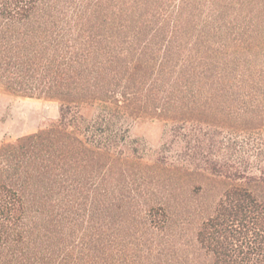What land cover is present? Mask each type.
Listing matches in <instances>:
<instances>
[{
    "label": "trees",
    "instance_id": "obj_1",
    "mask_svg": "<svg viewBox=\"0 0 264 264\" xmlns=\"http://www.w3.org/2000/svg\"><path fill=\"white\" fill-rule=\"evenodd\" d=\"M0 89V264H264V0H0Z\"/></svg>",
    "mask_w": 264,
    "mask_h": 264
},
{
    "label": "rangeland",
    "instance_id": "obj_2",
    "mask_svg": "<svg viewBox=\"0 0 264 264\" xmlns=\"http://www.w3.org/2000/svg\"><path fill=\"white\" fill-rule=\"evenodd\" d=\"M58 115V103L54 100L23 98L4 92L0 89V143L13 140L16 137L33 132L39 126ZM163 124L155 118H142L131 126V134L138 137L146 146V158L154 157L163 136ZM203 183L207 188V200H216L224 189V183L216 180H204L194 177L185 181L184 199L187 203L197 201L188 194L196 184ZM257 194L264 199V185L256 188Z\"/></svg>",
    "mask_w": 264,
    "mask_h": 264
}]
</instances>
